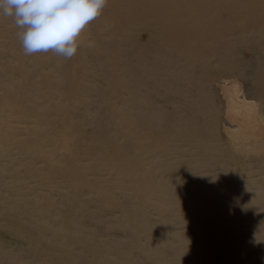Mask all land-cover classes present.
Segmentation results:
<instances>
[{
  "label": "rangeland",
  "instance_id": "374dc122",
  "mask_svg": "<svg viewBox=\"0 0 264 264\" xmlns=\"http://www.w3.org/2000/svg\"><path fill=\"white\" fill-rule=\"evenodd\" d=\"M22 31L0 11V264H264V0H108L71 59ZM222 81L257 151L222 134Z\"/></svg>",
  "mask_w": 264,
  "mask_h": 264
},
{
  "label": "clouds",
  "instance_id": "9594fccd",
  "mask_svg": "<svg viewBox=\"0 0 264 264\" xmlns=\"http://www.w3.org/2000/svg\"><path fill=\"white\" fill-rule=\"evenodd\" d=\"M108 0H0L3 16L14 17L24 53L53 51L65 59L77 52L78 38Z\"/></svg>",
  "mask_w": 264,
  "mask_h": 264
},
{
  "label": "bare ground",
  "instance_id": "6f19581e",
  "mask_svg": "<svg viewBox=\"0 0 264 264\" xmlns=\"http://www.w3.org/2000/svg\"><path fill=\"white\" fill-rule=\"evenodd\" d=\"M113 27L115 29L117 28L116 26H113ZM194 31H197L201 34L206 30H205V27H198ZM139 58L140 59H137L136 57H134L133 60L131 61L130 91H129V93L131 94L132 101H131L130 106H131V110L133 112H136V111L139 112L138 110H141V107H139V103H137L138 91H139L140 86H144V83L146 82L145 80H146V78H148V76L145 72L146 71L145 67L141 68L140 72L138 70L137 65H139L141 62L144 61L142 57L139 56ZM163 71H164L163 68L157 69V76H158L157 83L160 84L161 83L160 79L163 78L164 84L166 85V79L164 78L165 75H163ZM221 74L222 73L220 72L219 76L222 77L223 75H221ZM212 77H218V76L216 74H214ZM222 83H223V81H222ZM228 84L230 85V87L226 86ZM239 87H238L237 83H235V82H229V83L225 82V83H223V85H220V87H219L218 92L220 93V96H221V99H222V102L224 105L223 111L221 110V113H223V115H222L223 119L221 120V129L223 130L222 134H224L225 138L227 137L229 139L232 138L231 140H233V139L238 140V142H237L238 144H236V146L238 148L240 147V148L245 149V148H249V146L252 145L251 149H254V151L255 150L257 151V147L259 146V144H258V142H255V140L258 139L255 133H256V130L259 129V126L263 122L262 116L259 115L257 118V115L255 114L256 111L254 110L255 105L252 102L253 98L251 97V94L247 93L243 89L239 90ZM149 107L150 106H148V104H145L144 106H142V108H144L145 110H147ZM197 109H198V111H200L203 108L200 105H197ZM258 109L259 108H257V110ZM160 119H161L160 129H163V130L168 129V127H167L168 124L178 123V121H175V117L173 119L163 112H161V117L159 118V120ZM218 119H219V117H218ZM216 120L217 119L213 120V123L211 126L212 130L210 129L212 131V132H210L211 133L210 137L212 138L213 142L214 141L217 142L221 136V135L219 136V134L217 133L218 127H217V121ZM142 122L144 124H148L147 123L148 120L145 118L142 120ZM255 123H258L259 125H256ZM197 125H199V124H197ZM198 127H200V126H198ZM201 128H202V126H201ZM207 130H208V128H207ZM183 132H185V131H183ZM144 133L146 134V131ZM200 135H202V134H200ZM211 138H210V140H211ZM253 140H254V142L252 144H248ZM221 141L223 142V140H221ZM260 144H263V147H264V140L261 141ZM230 155H231V153H230ZM261 158H264V157H261ZM236 160H237V158H236ZM261 161H264V160H261Z\"/></svg>",
  "mask_w": 264,
  "mask_h": 264
}]
</instances>
